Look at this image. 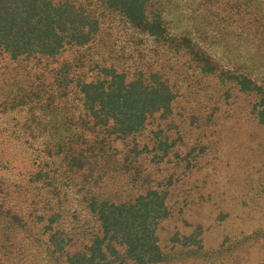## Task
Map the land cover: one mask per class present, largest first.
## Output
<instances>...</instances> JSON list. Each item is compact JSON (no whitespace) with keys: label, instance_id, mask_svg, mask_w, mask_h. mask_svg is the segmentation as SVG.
Here are the masks:
<instances>
[{"label":"rangeland","instance_id":"374dc122","mask_svg":"<svg viewBox=\"0 0 264 264\" xmlns=\"http://www.w3.org/2000/svg\"><path fill=\"white\" fill-rule=\"evenodd\" d=\"M160 10L201 50L167 44L157 54L148 35L129 41L139 31L110 10L95 42L56 57L0 49V264H67L85 250L94 264H264V0H154L151 19ZM157 58L172 106L105 146L92 132L86 143L76 137L77 154L93 146L80 155L87 164L70 167L69 138L97 119L81 93L65 95L62 64L91 81L105 60L135 69ZM110 158L120 166L90 184ZM149 186L160 195L136 213L148 216L144 239L138 218L103 225L89 207L95 192L130 200Z\"/></svg>","mask_w":264,"mask_h":264},{"label":"trees","instance_id":"16d2710c","mask_svg":"<svg viewBox=\"0 0 264 264\" xmlns=\"http://www.w3.org/2000/svg\"><path fill=\"white\" fill-rule=\"evenodd\" d=\"M153 1L0 0V49L10 53L13 58L56 57L68 46L83 47L90 42H95V37L100 31L101 18L105 16L106 10H110L111 13L117 11L124 15V19L139 31V34L131 36L129 41L141 34L148 35L156 43L157 54L158 48L167 44L174 45V48L177 45H188L195 51L201 50L197 45L198 40L187 34L175 33L173 25L166 19L163 10L158 11L151 19L148 8ZM157 61L158 58L149 65L146 63L143 67L138 66L134 69V67H122L116 63L108 64L105 60L104 65L97 63L90 68L91 72L97 70L91 81L85 80L81 74L79 78L75 74L71 75L72 63L62 64L65 95L73 93L78 96L81 93L83 105L87 111H90L87 112L88 116L92 114L97 119L93 125L82 126L84 130L77 134L78 136L73 135L69 138L65 158L69 160L70 167L82 168L87 164L80 155L87 154L93 146H88L85 151L82 148L77 154V151L73 149L76 137H80L82 143H86L89 132H92L93 137L96 138L94 142H104L105 146L107 137L116 135V138H125L135 135L145 126L149 113L172 106L176 94L162 79L161 71L152 67ZM205 63L214 70L219 68L212 55L206 57ZM76 79L77 83L70 88L69 86ZM106 153L104 150L105 155ZM112 155L114 153L110 152V156ZM110 160L111 164L104 166L107 169L102 170L103 174L96 176L94 182L90 184L98 185L102 177L120 166L116 158H110ZM132 163L137 164V160H132ZM130 165L126 168L132 170L133 167ZM157 185H160L159 181ZM104 192L102 191L104 195L95 192L87 198L89 207L103 225H109L113 220L128 224L133 218H138L141 229L136 231L135 235L137 238L144 239L147 232H150L148 216L142 213L138 217L136 213H141L150 204L157 203L156 197L160 195L158 189H152L149 186L147 192L143 191L130 200L120 199L119 191L114 193L116 198H112L110 194L105 195ZM100 239V235H97L92 243H87L90 252L98 248L97 240ZM154 250L158 252L159 247L156 246ZM95 258L94 253H88L87 250L67 253L66 263L94 264Z\"/></svg>","mask_w":264,"mask_h":264}]
</instances>
